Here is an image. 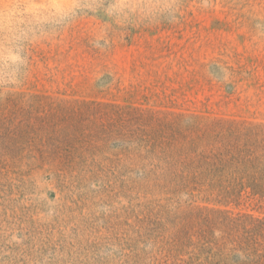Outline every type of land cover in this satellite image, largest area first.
Instances as JSON below:
<instances>
[{
  "label": "rangeland",
  "instance_id": "obj_1",
  "mask_svg": "<svg viewBox=\"0 0 264 264\" xmlns=\"http://www.w3.org/2000/svg\"><path fill=\"white\" fill-rule=\"evenodd\" d=\"M233 128L264 0H0V264H264V199L188 175Z\"/></svg>",
  "mask_w": 264,
  "mask_h": 264
},
{
  "label": "trees",
  "instance_id": "obj_2",
  "mask_svg": "<svg viewBox=\"0 0 264 264\" xmlns=\"http://www.w3.org/2000/svg\"><path fill=\"white\" fill-rule=\"evenodd\" d=\"M242 132L243 129L233 128L214 134L208 150L194 152L188 175L195 183L205 180L206 185L223 186L238 197L247 194L264 199V155L250 135ZM251 218L264 226V218Z\"/></svg>",
  "mask_w": 264,
  "mask_h": 264
}]
</instances>
